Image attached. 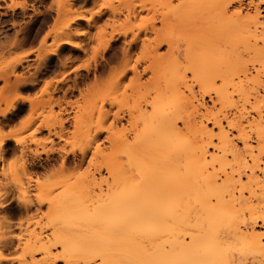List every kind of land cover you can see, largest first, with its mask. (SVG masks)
<instances>
[{"label": "bare ground", "instance_id": "bare-ground-1", "mask_svg": "<svg viewBox=\"0 0 264 264\" xmlns=\"http://www.w3.org/2000/svg\"><path fill=\"white\" fill-rule=\"evenodd\" d=\"M230 2L193 0L199 48L193 72L201 97H190L186 119L175 117L179 105L161 107L155 122L157 137L144 142L128 156L127 163L119 158L110 163L113 182L107 194L93 204L101 213L93 238L81 235L78 240L73 238L77 241L74 245L69 242L70 246L63 230L75 213L87 207L84 202L91 197L89 186L99 182L91 168L83 180L89 184L85 190H71L70 186L69 191L57 195L49 180L38 177L39 193L31 199L27 197L31 181L25 185L19 167L11 164L10 172L24 194L21 203L27 207L49 205L46 214L55 228L52 233H47L46 226L25 230L29 237L16 235L18 243L14 245L0 227V264H11L14 258L21 264H54L60 260L66 264H264V0H250L255 5L253 12H245L240 5L232 14ZM25 7V2L15 0L7 6L10 10ZM101 12L96 10L92 17ZM73 14L65 17L54 33L70 28L79 19ZM125 33L113 34L103 50ZM64 42L48 52L54 53ZM27 57H14L9 64H19ZM16 104L11 103L8 109ZM36 119L29 118L27 125ZM84 120L82 115L75 116L79 128L70 141L73 148L64 149L65 155L87 153L90 136L82 127ZM64 122L50 114L31 128V134L43 129L51 133ZM52 135L64 139L63 132ZM10 140L23 144V139L0 130V160L7 155ZM93 157L92 167L98 172L100 165ZM22 162L26 172L27 165ZM61 166L64 168L65 163ZM72 246L78 250L75 259L71 258ZM13 248L18 252L14 258L3 252Z\"/></svg>", "mask_w": 264, "mask_h": 264}, {"label": "rangeland", "instance_id": "rangeland-1", "mask_svg": "<svg viewBox=\"0 0 264 264\" xmlns=\"http://www.w3.org/2000/svg\"><path fill=\"white\" fill-rule=\"evenodd\" d=\"M7 1L12 3V0H0V7H4L0 8V21L4 17L5 10H10L7 6L11 3L7 4ZM68 1L53 0L50 5V10L55 11L56 18L49 31L52 33L48 37L53 36L55 40L49 47H47V39L45 43L42 41V47L45 48L39 52L41 56L38 54V61L42 62L47 52L56 49L58 42L63 41L72 43L75 49L84 53L86 66L90 67L86 68L87 71L80 81H76L74 86L69 84L65 90L59 87L61 82L59 80L47 81L40 88L38 75L29 73L30 63L24 66L29 58L19 64H9L12 58L21 54H12V50L7 48L14 46L15 39L3 42L1 38L5 31L4 26L0 24V130L12 134L17 139H23V144L17 145L12 159L7 158L10 154L8 153L3 160H0V204L7 202L6 189L8 186H13L17 191L15 200L27 208V211L20 215H9L1 212L5 206L0 205V225H2L0 227L6 230L8 239L15 241L17 240L15 236L23 233H25L24 239H27L29 236L25 230L37 229L39 226H46L47 233H52L55 224L50 222L46 214L49 205L35 203L27 207L21 203L24 194L21 186L16 183L15 176L10 172L11 164L19 167V175L25 185L28 186L31 181L30 194L27 196L31 199L39 193L35 182L37 176L42 181L49 180L55 189L54 193L59 195L60 192L69 191L70 186H72L71 190H81L82 187L85 190L87 182L83 180L86 171L90 168L92 172L94 171L99 182L96 185L90 183V188L87 187L88 191L91 189L88 192L91 197L89 196L88 202H84L88 203L87 207L75 213L74 218H70L69 223L67 222L63 228L68 243L73 241L74 245L81 235L93 238L98 233L96 221L101 217V213H98L93 204H97L99 198L107 194L113 182L108 169L110 163L116 158L122 163H127L129 155L138 151L144 142L157 137L155 122L160 115L158 113H161V107L169 103L172 106L179 105L175 117L183 116V119H186L191 109L188 103L190 97H201L200 87L193 72L194 59L199 54L195 42L196 17L193 0H93L94 8L84 13L76 10L77 0ZM15 2L26 3L25 8H17L28 11L25 12V18H33L41 14L46 4L45 0H15ZM230 3L229 14L236 11L240 5L245 12H253L255 9V5H252L250 0H232ZM99 9L102 10L101 14L92 17V13ZM66 12L70 15L77 13L78 17L92 18V20L82 19L86 21V25L75 29L74 22L70 28L54 33L64 19L71 17ZM261 12L264 15V4L261 5ZM86 13H89V17ZM17 17L20 18V12ZM119 31L126 33L118 35L111 46L104 51L105 43ZM76 36L82 37L84 42L73 43ZM93 64L97 67L94 71H90ZM23 82H36L37 91L33 95H25L26 86L21 85ZM62 93L63 97L60 96ZM20 101L29 103L31 114L22 121L19 128L7 132L1 116L11 103L17 102L18 106ZM50 114L65 119L64 125L57 124L51 133L48 129H43L39 133L31 134V128L37 127L41 120ZM76 115L85 117L82 127L90 136V147L85 155L79 151L76 154L65 155L64 149L69 151L73 148L71 145L74 141L73 132L77 127L79 128L75 121ZM117 116L122 119L117 121ZM31 117L37 118V121L28 126ZM68 122L72 124L69 128ZM56 131L63 132L64 139L52 135ZM51 136L53 140L50 139ZM14 142L18 143L17 140ZM14 142L10 141L8 146L14 145ZM86 143L87 140L84 139L83 145L85 146ZM78 144L81 146V143ZM53 148L54 151L44 152ZM79 156L82 160L77 162ZM93 156L96 157L93 161L100 165L98 172L94 166L92 167ZM32 158L56 161L55 164L46 167L42 173H35L29 164ZM71 159H75L76 162H70ZM22 160L27 165L26 172L21 168ZM63 162L64 168L61 166ZM86 198L83 200L86 201ZM5 218L8 221H4ZM69 235L74 236L69 237ZM73 238L77 240L74 241ZM0 243H3V239ZM77 247L80 250L81 246ZM77 249L73 247L72 259L77 256ZM12 250L4 249L3 252L14 258L18 252L16 249ZM57 251L60 252V247ZM11 264H21V262L14 258ZM54 264L66 263L60 260Z\"/></svg>", "mask_w": 264, "mask_h": 264}, {"label": "crops", "instance_id": "crops-1", "mask_svg": "<svg viewBox=\"0 0 264 264\" xmlns=\"http://www.w3.org/2000/svg\"><path fill=\"white\" fill-rule=\"evenodd\" d=\"M45 8L42 9V13L35 15L33 18H25V12L27 10L15 9V10H5L4 17L1 18L0 24L4 26V34L1 39L3 42H10L15 39L14 46H8V49L12 50V54H21L28 55L29 60L24 63V66H28L30 63L31 74L38 75L39 86L40 88L45 85L47 81H61L59 87L65 88L71 84L75 85L76 81H80L81 77L86 73V57L83 52L75 49V46L70 42L63 43L54 53H49L45 55V58L42 62L38 61L39 52L44 49L42 47V41L45 40L47 35L49 36V31L54 24L56 13L52 9L50 10V5L53 3V0H45ZM10 1H7V4H10ZM75 8L78 12H87L94 8L93 0H77ZM20 12V18L17 17V14ZM80 14V13H79ZM89 17V13H86ZM101 18V17H100ZM87 18L79 17L74 23V28H80L82 25H86V21L82 20ZM0 39V40H1ZM47 47L54 43L55 38L53 36L47 37ZM82 37H74L73 43L81 44L83 43ZM10 52H7L9 54ZM20 56V55H19ZM46 62V63H45ZM96 65L93 64L90 68V71L96 69ZM20 71H23L20 69ZM36 82L26 83L23 82L22 87L26 86L25 95H33L37 91ZM1 88V84H0ZM61 97L64 96L62 93ZM1 116L3 120L5 118L15 117L17 120L13 123H7L5 129L7 132H11L20 127L22 121L29 117L31 114L30 105L28 102L20 101L18 106L13 109H8ZM13 141V140H10ZM8 141V145L9 142ZM14 142V141H13ZM16 145V143H13ZM12 145V146H14ZM18 147V146H17ZM13 156H10L9 159H12Z\"/></svg>", "mask_w": 264, "mask_h": 264}, {"label": "flooded vegetation", "instance_id": "flooded-vegetation-1", "mask_svg": "<svg viewBox=\"0 0 264 264\" xmlns=\"http://www.w3.org/2000/svg\"><path fill=\"white\" fill-rule=\"evenodd\" d=\"M3 120V119H2ZM17 120V118L12 117V118H5V120H3V124L4 126L7 123H13ZM68 128L72 126L71 123L68 122ZM47 131V130H46ZM15 150H17V145L14 146H8L7 147V154L10 153L8 155L7 158H9L10 156H13V154L15 153ZM77 162L82 160L81 157L79 156L77 159ZM75 159H71L70 162H76ZM56 160H48L46 158H32L29 160V164L30 167L32 168L31 170H33V172L35 173H42L44 171V169L50 165L55 164ZM38 178V176H37ZM36 178V179H37ZM7 196H8V200L7 203L5 205L4 208L1 209V212L3 214H9V215H20L23 212L27 211V208L23 207L17 200H15L16 197V189L13 186H8L7 189ZM17 240H14V245H16Z\"/></svg>", "mask_w": 264, "mask_h": 264}]
</instances>
